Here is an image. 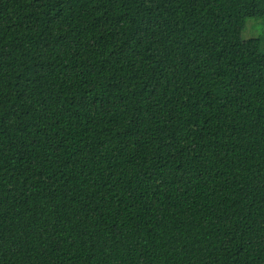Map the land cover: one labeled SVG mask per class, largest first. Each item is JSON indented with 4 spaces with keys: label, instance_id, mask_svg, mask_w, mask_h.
Masks as SVG:
<instances>
[{
    "label": "trees",
    "instance_id": "16d2710c",
    "mask_svg": "<svg viewBox=\"0 0 264 264\" xmlns=\"http://www.w3.org/2000/svg\"><path fill=\"white\" fill-rule=\"evenodd\" d=\"M264 0H0V264H264Z\"/></svg>",
    "mask_w": 264,
    "mask_h": 264
},
{
    "label": "rangeland",
    "instance_id": "374dc122",
    "mask_svg": "<svg viewBox=\"0 0 264 264\" xmlns=\"http://www.w3.org/2000/svg\"><path fill=\"white\" fill-rule=\"evenodd\" d=\"M255 23L256 21L254 19L248 21V25L243 34L244 38H248L249 36L264 37V27L260 24L253 26V24ZM263 51H264V45H263Z\"/></svg>",
    "mask_w": 264,
    "mask_h": 264
}]
</instances>
